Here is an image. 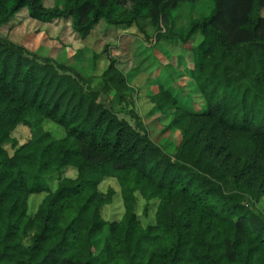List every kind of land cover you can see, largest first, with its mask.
I'll return each mask as SVG.
<instances>
[{"label": "trees", "instance_id": "obj_1", "mask_svg": "<svg viewBox=\"0 0 264 264\" xmlns=\"http://www.w3.org/2000/svg\"><path fill=\"white\" fill-rule=\"evenodd\" d=\"M194 2L0 0L8 33L27 18L68 20L84 40L101 20L142 32L148 20L157 41L189 46L191 92L203 100L192 111L164 84L147 94L160 119L169 118L164 130L178 133L168 153L136 112L128 118L100 99L137 97L108 45L92 55V69L102 54L108 61L95 84L75 65L0 35V264H264V213L256 210L264 200V0H213L209 15L173 29V11ZM31 113L65 135L32 132L19 143L13 133L31 130ZM68 168L74 177L62 175ZM108 178L124 209L112 221L102 211L114 190L99 189ZM40 193L28 212L29 197ZM136 193L158 200L152 224L135 212Z\"/></svg>", "mask_w": 264, "mask_h": 264}, {"label": "rangeland", "instance_id": "obj_2", "mask_svg": "<svg viewBox=\"0 0 264 264\" xmlns=\"http://www.w3.org/2000/svg\"><path fill=\"white\" fill-rule=\"evenodd\" d=\"M62 0H43L46 7L61 4ZM213 7V0H196L194 3L180 4L174 11V28L185 30L194 19L209 15ZM264 15V11L262 12ZM141 28L133 26L126 30L113 25H108L101 20L91 33L80 40L71 30L68 20L44 24L38 20L27 18L9 33L8 26L0 28V35H9L17 44L24 45L29 51L40 57H50L56 61L76 66L86 77H93V83L99 81L102 70L107 65V55L102 54L96 60V67L91 68V58L94 53H100L105 45H108L110 54L117 59L119 68L132 76L130 85L135 90L136 98L119 99L113 93L101 96V100L110 103L115 111L128 118V112H136L149 131L151 139L164 150L171 153L177 142V131L164 130V125L169 118L160 119L159 112L150 108L147 94L157 91L159 84L166 85L181 100L182 107L197 111L202 108L201 98L193 92L194 86L188 75L187 69L191 66L192 55L189 46H182L177 41H157L153 27L148 20L141 22ZM202 36L197 33L192 45L197 44ZM191 97L194 103L189 101ZM187 102V104H186ZM191 103L192 105H189ZM31 130L23 127L21 132L15 131L13 136L19 143L26 141L30 134L40 136L48 134L53 138H61L65 135L62 126L41 117L36 113L28 116ZM22 125L17 126L21 127ZM16 128V129H17ZM9 154L12 150L7 145ZM75 170L68 168L62 175L74 177ZM61 176L58 172L47 178L51 188ZM108 188L114 190L112 200L103 207L102 215L108 221L118 220L123 214V204L116 179L108 178L99 184V189L106 192ZM135 212L139 214L142 224H152L158 200L145 201L139 193H136ZM44 193L33 194L28 199V212L36 209L43 198ZM146 206V211L144 208ZM256 210L264 213V200L256 205ZM29 237L24 242L28 243Z\"/></svg>", "mask_w": 264, "mask_h": 264}]
</instances>
